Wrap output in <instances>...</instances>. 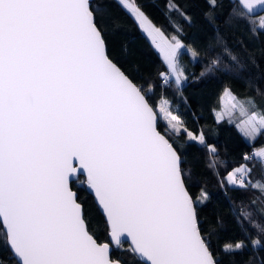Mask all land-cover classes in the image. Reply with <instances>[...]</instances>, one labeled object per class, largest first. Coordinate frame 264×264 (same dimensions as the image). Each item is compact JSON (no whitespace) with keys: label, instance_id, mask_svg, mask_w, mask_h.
Wrapping results in <instances>:
<instances>
[{"label":"snow or ice","instance_id":"1","mask_svg":"<svg viewBox=\"0 0 264 264\" xmlns=\"http://www.w3.org/2000/svg\"><path fill=\"white\" fill-rule=\"evenodd\" d=\"M123 3L162 54L161 87L186 82L181 50L194 60L198 51L179 35L166 36L139 4ZM240 4L251 12L264 0ZM234 14L246 16L243 10ZM218 63L213 59L208 73ZM155 87L135 81L114 60L92 0H0V225L15 264H121L111 257L114 247L141 264H221L198 211L211 194L206 187L198 195L190 191L191 169L172 133L184 132L210 155L217 149L203 130L184 126L166 95L154 99ZM225 94L229 103L216 112L217 123H234L238 110L246 119L235 126L247 140L264 135V108L252 110L254 100L230 87L221 100ZM253 158H264V146L241 157ZM217 176L222 189L251 187L264 194V183H253L246 163ZM77 181L104 214L105 242L88 227L73 189ZM256 212L259 221L253 211L233 208L237 222L256 235L247 243H223L222 253L264 244V207Z\"/></svg>","mask_w":264,"mask_h":264},{"label":"trees","instance_id":"2","mask_svg":"<svg viewBox=\"0 0 264 264\" xmlns=\"http://www.w3.org/2000/svg\"><path fill=\"white\" fill-rule=\"evenodd\" d=\"M167 35H179L185 45L198 51L194 60L186 49L181 50V67L188 80L177 87L174 82L161 87L158 73L166 71L159 52L154 48L134 14L119 0H92L97 9V19L105 29L109 50L114 60L137 82L156 85L153 98L166 95L172 108L184 121L189 131L203 130L207 143L217 149L210 155L204 146L189 141L184 132L172 133V139L185 159V168L191 169L187 177L190 191L199 194L206 187L211 194L209 202L198 208L201 228L210 238L214 249L221 255V264H264V244L253 248L250 244L234 255L221 252V245L227 241L243 239L247 243L256 235L248 223H238L233 208L239 212L243 207L254 212L253 219L261 218L256 212L264 207V194L258 189L226 190L218 183L220 175L227 170L246 163L251 169L250 179L264 183V160L253 158L245 162L241 157L251 148L264 145V135L254 142L247 140L235 124L240 120L239 111L234 110V123H217L215 114L221 108V93L230 87L239 98L245 96L254 100L256 109L264 108V27L258 15L239 17L234 10H243L237 0H133ZM178 5V9L175 6ZM190 18V19H189ZM229 53L237 59L232 60ZM216 59L211 73L207 69ZM204 72L203 78L200 74ZM215 161V168L212 162ZM84 178L81 176L80 181ZM77 181L73 184L84 204L85 216L92 234L100 242L107 241V225L86 185ZM251 202H254V205ZM5 234L0 226V261L15 264L4 243ZM125 249L127 243H125ZM111 257L121 264H141L130 251L113 248Z\"/></svg>","mask_w":264,"mask_h":264},{"label":"rangeland","instance_id":"3","mask_svg":"<svg viewBox=\"0 0 264 264\" xmlns=\"http://www.w3.org/2000/svg\"><path fill=\"white\" fill-rule=\"evenodd\" d=\"M123 5H124V3H123V0H119ZM128 2L129 3H132V0H128ZM125 6V5H124ZM126 7V6H125ZM127 8V7H126ZM128 9V8H127ZM129 10V9H128ZM130 11V10H129ZM261 17H264V12H262V13H260V14H258V20H259V24H260V19H261ZM152 21V20H151ZM154 24V23H153ZM155 25V24H154ZM157 28H160L159 26H157V25H155ZM161 29V28H160ZM162 30V29H161ZM163 31V30H162ZM164 32V31H163ZM165 33V32H164ZM145 34H146V36L148 37V39L150 40V42L152 43V45L154 46V48L159 52V50L155 47V45L153 44V42H152V40H151V37H149L148 35H147V33L145 32ZM165 35L166 36H168V37H171V36H169V35H167L166 33H165ZM183 50V49H182ZM159 54H160V56L162 57V54L159 52ZM163 59V58H162ZM221 102H222V104H221V107H223V106H227V104L229 103V101H228V97H227V94H225L224 95V98H223V100H221ZM221 109V108H220ZM219 109V110H220ZM218 110V111H219ZM238 111V110H237ZM239 114V113H238ZM242 119H246V117H240V120L237 122V123H239ZM262 146H264V145H260V146H257V147H255V150H258V149H260ZM259 159V158H258ZM263 160H264V158H262Z\"/></svg>","mask_w":264,"mask_h":264},{"label":"water","instance_id":"4","mask_svg":"<svg viewBox=\"0 0 264 264\" xmlns=\"http://www.w3.org/2000/svg\"><path fill=\"white\" fill-rule=\"evenodd\" d=\"M237 1H238L239 4H240V0H237ZM240 6L243 8V6H242L241 4H240ZM244 11H245L247 14H249V15H258V14L264 12V5H256V6H254V8H253V10H252L251 12H248L247 9H244ZM82 177H83V176H82ZM83 178H84V177H83ZM86 190H87V192L92 196V200H93L95 206L97 207L99 213H100L102 216H104V214H103L101 208H100V207L98 206V204L96 203V200H95L93 194L87 189V187H86ZM104 219H105V217H104ZM0 226H1V228H2V230H3V232H4V234H5V229H4V227H3L2 225H0ZM137 258H138V257H137ZM138 259L140 260V258H138ZM140 261H141V260H140Z\"/></svg>","mask_w":264,"mask_h":264},{"label":"built area","instance_id":"5","mask_svg":"<svg viewBox=\"0 0 264 264\" xmlns=\"http://www.w3.org/2000/svg\"><path fill=\"white\" fill-rule=\"evenodd\" d=\"M253 150L254 148H251V150L247 154L251 155L253 153Z\"/></svg>","mask_w":264,"mask_h":264},{"label":"crops","instance_id":"6","mask_svg":"<svg viewBox=\"0 0 264 264\" xmlns=\"http://www.w3.org/2000/svg\"><path fill=\"white\" fill-rule=\"evenodd\" d=\"M132 3L135 4V3L133 2V0H132ZM144 33H145V32H144ZM259 159L263 160L262 158H259Z\"/></svg>","mask_w":264,"mask_h":264}]
</instances>
